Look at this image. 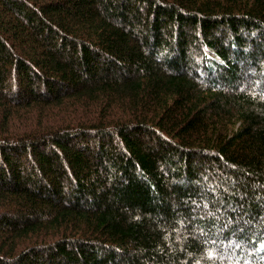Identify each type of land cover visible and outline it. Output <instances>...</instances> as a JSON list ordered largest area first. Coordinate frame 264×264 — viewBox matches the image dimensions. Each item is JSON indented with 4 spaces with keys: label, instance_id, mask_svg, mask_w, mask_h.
<instances>
[{
    "label": "trees",
    "instance_id": "trees-1",
    "mask_svg": "<svg viewBox=\"0 0 264 264\" xmlns=\"http://www.w3.org/2000/svg\"><path fill=\"white\" fill-rule=\"evenodd\" d=\"M0 264H264V0H0Z\"/></svg>",
    "mask_w": 264,
    "mask_h": 264
}]
</instances>
